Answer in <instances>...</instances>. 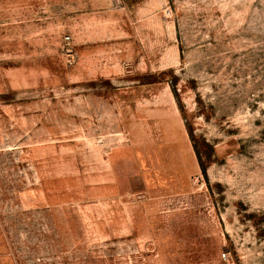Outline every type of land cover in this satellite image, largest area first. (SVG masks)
Listing matches in <instances>:
<instances>
[{"label":"rangeland","instance_id":"obj_1","mask_svg":"<svg viewBox=\"0 0 264 264\" xmlns=\"http://www.w3.org/2000/svg\"><path fill=\"white\" fill-rule=\"evenodd\" d=\"M0 264H264V0H0Z\"/></svg>","mask_w":264,"mask_h":264}]
</instances>
